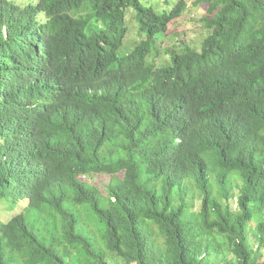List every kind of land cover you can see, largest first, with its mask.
<instances>
[{
	"label": "trees",
	"instance_id": "16d2710c",
	"mask_svg": "<svg viewBox=\"0 0 264 264\" xmlns=\"http://www.w3.org/2000/svg\"><path fill=\"white\" fill-rule=\"evenodd\" d=\"M164 2L0 0V264H264V0H197L157 65Z\"/></svg>",
	"mask_w": 264,
	"mask_h": 264
},
{
	"label": "rangeland",
	"instance_id": "374dc122",
	"mask_svg": "<svg viewBox=\"0 0 264 264\" xmlns=\"http://www.w3.org/2000/svg\"><path fill=\"white\" fill-rule=\"evenodd\" d=\"M21 4L34 2L35 0H16ZM164 1H167L171 6L175 0H141L144 4L152 5L156 11H162L166 7V3ZM186 2L187 8L186 11L183 13V16L179 18L176 21H172L168 26L167 33L161 35L160 41L156 42V47L160 50L155 55L154 62L158 65L163 62H165V59L167 57V54L165 53L164 48H169L172 46H178L182 43H188L191 42L193 45L197 46L199 45L200 41L204 38V36L207 34V30L203 28L202 22L200 21V18L203 16V11L201 8V4H195L197 0H184ZM130 13L127 17V25H128V32L125 37V46L128 47L131 46L133 43H137L140 38L144 37V35H141L138 30V22H137V14L134 8L130 7L128 9ZM123 52V49H122ZM105 182V180L103 181ZM102 185L104 183H101ZM194 199L193 204L196 209L199 208L200 205V194L198 191L194 192ZM234 196L238 194V191L236 189L233 190ZM230 204L232 208H235L236 206V199L233 198L230 200ZM22 208V204H18L17 207L13 211L7 210L2 211L1 217L3 218H10L12 216V213H16L17 211H20ZM1 212V211H0ZM253 226L256 225V221L252 222ZM261 252L264 256V248L261 249ZM118 263H120L119 260H117Z\"/></svg>",
	"mask_w": 264,
	"mask_h": 264
},
{
	"label": "clouds",
	"instance_id": "9594fccd",
	"mask_svg": "<svg viewBox=\"0 0 264 264\" xmlns=\"http://www.w3.org/2000/svg\"><path fill=\"white\" fill-rule=\"evenodd\" d=\"M12 1H15V2H17V3H19L18 1H16V0H12ZM176 1V0H175ZM174 1V2H175ZM36 2H38V0H35L34 1V3H36ZM173 2V3H174ZM29 3H32V2H29ZM26 4H28V3H25V4H22V5H26ZM127 35V34H126ZM126 37V36H125ZM125 40V39H124ZM201 44V42L199 43V45H197V46H201L200 45ZM196 46V47H197ZM129 47H130V45L128 46V47H126L125 46V41H124V46H123V49H125V50H127V49H129ZM200 48V47H199ZM118 53H119V55H122V50L120 49L119 51H118ZM94 75L97 77V78H100V79H102V78H105V74L103 73V72H101V73H99V72H96V73H94ZM95 89V91H97V92H100V90L98 89V88H94ZM15 111H17V112H19V113H23L24 115H28V113H27V111H26V109H22V108H12L10 105H7L6 107H1L0 108V127H2V126H4V127H12V126H14V125H16L17 123H15V121L12 119V116H11V114H13ZM23 119H24V117L22 116V115H20L19 116V118H18V122L19 123H21L22 121H23ZM119 176H121L120 174H119ZM82 179L84 180V181H88V180H90V177H85V176H82ZM225 188L227 189V190H229V194H232L233 195V197L232 198H230L229 199V202H230V200L231 199H233V198H235L236 199V196L238 195H236V196H234V194H233V190L234 189H236V188H234L233 187V184L232 183H227L226 185H225ZM237 190V189H236ZM195 191H198L199 192V194H200V204H201V193H200V191L198 190V189H194V191L193 192H190V193H188V201L189 202H192L193 201V199L195 198L194 197V195H195ZM238 191V190H237ZM193 203V202H192ZM237 203V202H236ZM194 205V204H193ZM18 205H13L11 202H6V201H4V202H0V220H3V221H5V220H8V219H10L15 213H12V216L10 217V218H8V219H6V218H3L2 219V217H1V214H2V211H7V210H11V211H13L14 209H15V207H17ZM199 207H200V205H199ZM236 207V206H235ZM194 208H195V206H194ZM196 209V208H195ZM199 209V208H198ZM198 209H196V210H198ZM18 212V211H17ZM250 228L251 229H254V227L252 228V226H253V223L251 222L250 223ZM255 239H253V238H251V242H253V248L254 249H256L257 248V243H256V241H254ZM202 256H204V254L202 255ZM220 264H223V263H220Z\"/></svg>",
	"mask_w": 264,
	"mask_h": 264
}]
</instances>
